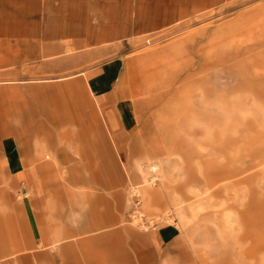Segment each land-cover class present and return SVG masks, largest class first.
Wrapping results in <instances>:
<instances>
[{"label":"rangeland","instance_id":"374dc122","mask_svg":"<svg viewBox=\"0 0 264 264\" xmlns=\"http://www.w3.org/2000/svg\"><path fill=\"white\" fill-rule=\"evenodd\" d=\"M124 50L121 98L135 152L121 186L101 185L103 169H64L87 181L56 197L47 193V170L29 164L31 184L21 187L4 151L14 140L21 149L25 138L4 135L0 122V264H62L53 229L59 242L119 231L114 238L131 257L123 260L134 264H264V0L196 6ZM20 93L0 88V118ZM46 151L36 158L47 161ZM105 170L116 180L117 169ZM133 187L143 225L131 217ZM65 225L86 232L64 238ZM88 261L108 260L77 259Z\"/></svg>","mask_w":264,"mask_h":264},{"label":"crops","instance_id":"0c3cea01","mask_svg":"<svg viewBox=\"0 0 264 264\" xmlns=\"http://www.w3.org/2000/svg\"><path fill=\"white\" fill-rule=\"evenodd\" d=\"M211 1L0 0V88L21 90L19 99L3 103L0 118L4 135L25 138L21 149L14 140L4 151L16 182L21 187L25 181L31 184L25 171L31 164L33 171L47 170V193L56 197L66 194V189L71 192L68 184L87 181L72 172L61 175L64 169H103L98 173L101 185L121 186V168L130 166V154L135 152L121 98L124 49L137 34ZM89 110L96 120L94 128L88 124ZM38 136H44L46 143L31 139ZM44 150L47 161L36 158ZM108 168L118 170L116 180L108 176ZM30 192L32 200L34 188ZM147 193L154 198L151 190ZM104 223L110 225V218ZM1 232L9 237L7 241L14 235L8 228ZM51 232L63 255L62 264H81L77 259L83 255L107 258L109 262L103 264H134L129 258L123 260L130 253L121 252L122 243L114 238L119 231L60 242L55 230ZM83 232L84 228L72 225H65L63 231L64 238Z\"/></svg>","mask_w":264,"mask_h":264},{"label":"built area","instance_id":"2783aa9c","mask_svg":"<svg viewBox=\"0 0 264 264\" xmlns=\"http://www.w3.org/2000/svg\"><path fill=\"white\" fill-rule=\"evenodd\" d=\"M130 195H131V199L132 201V210H131V217L138 219L140 224H146L147 221H145V216L142 214L141 209H140V201H139V193L137 191V189H135V187L130 188Z\"/></svg>","mask_w":264,"mask_h":264}]
</instances>
